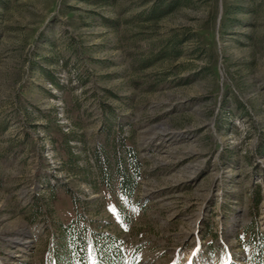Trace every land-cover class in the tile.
<instances>
[{"label":"rangeland","instance_id":"rangeland-1","mask_svg":"<svg viewBox=\"0 0 264 264\" xmlns=\"http://www.w3.org/2000/svg\"><path fill=\"white\" fill-rule=\"evenodd\" d=\"M255 232L264 0H0V264H249Z\"/></svg>","mask_w":264,"mask_h":264},{"label":"trees","instance_id":"trees-1","mask_svg":"<svg viewBox=\"0 0 264 264\" xmlns=\"http://www.w3.org/2000/svg\"><path fill=\"white\" fill-rule=\"evenodd\" d=\"M127 153H128L129 159H130V163L134 167L135 164H137L135 157L133 158V156H131L129 154V151H127ZM120 181L121 182L119 185V189L121 192L124 193L128 189V184H125L124 177L123 178L121 177ZM257 203H258V197H257V200L255 201L254 205H256ZM247 230H248V228H247ZM249 230H251V229H249ZM66 232H67V235H69L70 238L72 239L71 240V246L74 247V241H73L74 236H73V234H71L69 231H66ZM258 239H260L259 245L257 243ZM246 245L251 250L249 264H261L262 254H263V250H264V237L262 235H259L258 232H255L253 235L248 236L247 241H246ZM73 247L68 248V251L65 253L62 260H66V258L67 259L69 258L68 253ZM76 248H78L80 255H81L80 258H82V256H84V252H85L84 244L77 245ZM82 263L85 264V262H83V261H82Z\"/></svg>","mask_w":264,"mask_h":264},{"label":"snow or ice","instance_id":"snow-or-ice-1","mask_svg":"<svg viewBox=\"0 0 264 264\" xmlns=\"http://www.w3.org/2000/svg\"><path fill=\"white\" fill-rule=\"evenodd\" d=\"M92 264H95V262L93 261Z\"/></svg>","mask_w":264,"mask_h":264}]
</instances>
